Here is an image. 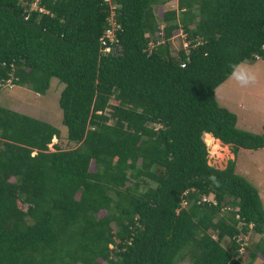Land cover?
I'll return each mask as SVG.
<instances>
[{"label":"trees","instance_id":"16d2710c","mask_svg":"<svg viewBox=\"0 0 264 264\" xmlns=\"http://www.w3.org/2000/svg\"><path fill=\"white\" fill-rule=\"evenodd\" d=\"M169 2L0 0V89L58 78L76 144L50 150L59 129L0 105V264L264 262V205L236 171L264 133L215 96L264 59V0ZM209 134L234 155L223 168Z\"/></svg>","mask_w":264,"mask_h":264},{"label":"rangeland","instance_id":"374dc122","mask_svg":"<svg viewBox=\"0 0 264 264\" xmlns=\"http://www.w3.org/2000/svg\"><path fill=\"white\" fill-rule=\"evenodd\" d=\"M176 0H170L173 5ZM173 2V3H172ZM176 5V3H175ZM34 6V5H33ZM159 6L157 11H160ZM182 35L176 31L171 39L172 47L177 50L182 44ZM184 44V43H183ZM249 67L239 65L237 74L246 71L255 75V80L242 85L236 77L230 75L215 89V96L220 105L227 107L237 115V126L253 133H264V60H257ZM244 71L240 73V70ZM8 81L0 89V105L25 113L53 124L60 131V138L53 137L49 149L54 144L62 149L74 147L76 144L66 138L67 128L62 123V110L59 106L60 92L64 84L56 77H52L50 86L44 94L36 93L27 86L12 84ZM263 122V124H262ZM219 146L213 149L208 146L209 164L223 168L228 159L234 157L228 145L216 142ZM236 171L245 176L259 191L264 205V148L257 150L240 149L236 159ZM250 241H256L259 236L252 233ZM248 242V241H247ZM225 243V242H224ZM182 264H189L183 261ZM253 264H264L260 259Z\"/></svg>","mask_w":264,"mask_h":264},{"label":"clouds","instance_id":"9594fccd","mask_svg":"<svg viewBox=\"0 0 264 264\" xmlns=\"http://www.w3.org/2000/svg\"><path fill=\"white\" fill-rule=\"evenodd\" d=\"M230 67L232 68L231 75L236 77L238 82L241 83L242 85H246V84H248V83H250V82L255 80V75L254 74H250V72L246 71L244 74H237L236 73V68L239 67V65H232ZM10 85H12V83Z\"/></svg>","mask_w":264,"mask_h":264},{"label":"built area","instance_id":"2783aa9c","mask_svg":"<svg viewBox=\"0 0 264 264\" xmlns=\"http://www.w3.org/2000/svg\"><path fill=\"white\" fill-rule=\"evenodd\" d=\"M114 34H115V33H114V24H113V22H112V23H111V26L108 27V28L105 30L104 36H103L102 38H100L101 43L104 45V48H103L104 51H108L109 48H110L108 45H106V38H107L108 40H110V41H113V39H114ZM184 45H186L185 42H184ZM256 57L258 58V55H257ZM181 65L184 66L185 64L182 63Z\"/></svg>","mask_w":264,"mask_h":264},{"label":"crops","instance_id":"0c3cea01","mask_svg":"<svg viewBox=\"0 0 264 264\" xmlns=\"http://www.w3.org/2000/svg\"><path fill=\"white\" fill-rule=\"evenodd\" d=\"M259 60H264V59H259ZM254 63H255V62H254ZM248 64H250V63H246V62H245V63H241L240 65H243V66L249 67ZM252 64H253V63H252ZM236 69H237V68H236ZM243 71H244V68H243L242 70H240V73H242ZM216 99H217V98H216ZM263 122H264V121H263ZM263 122H262V124H263ZM263 126H264V125H262V129H263ZM212 139L215 140V141L218 142V143H221L219 139H216V138H214V137H212ZM216 142H215V143H216ZM221 144H222V143H221ZM223 145H224V144H223Z\"/></svg>","mask_w":264,"mask_h":264},{"label":"bare ground","instance_id":"6f19581e","mask_svg":"<svg viewBox=\"0 0 264 264\" xmlns=\"http://www.w3.org/2000/svg\"><path fill=\"white\" fill-rule=\"evenodd\" d=\"M209 135H210V136H208V137L211 139V142H210V144H211V143H213L214 140L212 139V135H211V134H209ZM214 144H215V143H214ZM218 147H219V146L216 144V145L213 146V149L216 150V148H218Z\"/></svg>","mask_w":264,"mask_h":264}]
</instances>
